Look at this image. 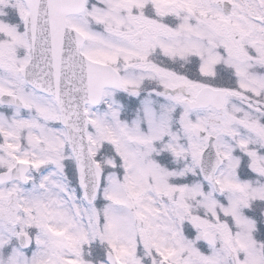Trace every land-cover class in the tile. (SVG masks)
I'll return each instance as SVG.
<instances>
[{"label":"snow or ice","instance_id":"6c2138e0","mask_svg":"<svg viewBox=\"0 0 264 264\" xmlns=\"http://www.w3.org/2000/svg\"><path fill=\"white\" fill-rule=\"evenodd\" d=\"M0 264H264V0H0Z\"/></svg>","mask_w":264,"mask_h":264}]
</instances>
